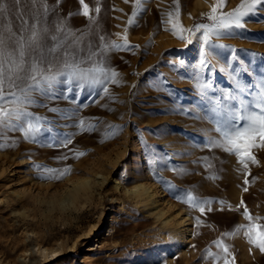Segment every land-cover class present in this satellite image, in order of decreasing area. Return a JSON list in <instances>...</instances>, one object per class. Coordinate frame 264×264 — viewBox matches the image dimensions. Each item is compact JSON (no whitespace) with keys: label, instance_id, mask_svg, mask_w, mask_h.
<instances>
[{"label":"rangeland","instance_id":"obj_1","mask_svg":"<svg viewBox=\"0 0 264 264\" xmlns=\"http://www.w3.org/2000/svg\"><path fill=\"white\" fill-rule=\"evenodd\" d=\"M43 2L97 48L101 36L109 46L127 39L135 47L108 53L117 76L107 92L62 95L64 85H57L54 96L34 94L29 111L51 122L40 124L46 130L36 140L19 130L0 137V183L6 174L13 179L0 187V264H264V253L245 235L248 224L264 225V148L252 150L256 162L247 161L245 169L234 153L203 146L217 133L210 131V121L196 118L205 105L194 94L197 82L190 75L202 58V30L192 33L195 24L210 23L217 0H141L139 6L135 0ZM239 2L225 0L217 14ZM173 25L186 39L173 34ZM187 39L193 43L186 46ZM214 43L224 47L207 57L213 67L201 71L217 87H230L229 63L242 62L253 78L264 77V5L246 18L244 29ZM145 141L167 153L170 162L159 175L177 187L181 199L154 177ZM65 168L70 170L61 174ZM17 176L27 185L35 182L25 206L13 200ZM69 177H87L90 184L88 197L76 206L57 200ZM115 177L117 188L111 183ZM139 182L164 188L173 206L164 203L160 210L170 222L177 209L190 215L192 232L183 249L175 251V239L157 211L137 203L126 189ZM189 194L205 212L187 202ZM39 246L54 248L56 255H41Z\"/></svg>","mask_w":264,"mask_h":264},{"label":"snow or ice","instance_id":"obj_2","mask_svg":"<svg viewBox=\"0 0 264 264\" xmlns=\"http://www.w3.org/2000/svg\"><path fill=\"white\" fill-rule=\"evenodd\" d=\"M135 2L139 6L141 0ZM224 3L225 0H217L207 17L210 23L194 25L196 31L192 33L193 36L202 30L199 36L202 58L191 66L190 78L197 82L194 94L205 105L200 110L203 114H196V118L210 121L214 125L210 131L217 133V136L206 137L203 146L234 153L246 169L247 161L256 162L252 150L264 148V77L253 78L242 62L238 67L229 63L227 79L230 87L221 88L201 70L213 67L207 57L214 55L215 49L224 47L214 43V38L218 40L233 35L235 30L244 29L246 18L255 15L259 6L264 5V0H240L232 10L217 14ZM51 12L53 9L46 3L41 6V0H0V137L6 132L19 130L25 133L26 138L36 140L46 130L40 124L51 122L29 111L35 104L34 94L54 96L57 85H64L62 95L74 90L107 92V84L116 83L117 76L110 67L108 53L114 49L135 47L129 45L127 39L122 44L109 46L105 44V37L101 36V46L97 48L88 36L71 29L63 20L50 24ZM83 15L87 17L88 12L84 11ZM132 23L129 20V24ZM170 30L180 39H186L181 34L182 30H176V25ZM192 43L193 40L187 39L186 46ZM232 59L235 61L237 57L234 55ZM172 66L175 67L174 64ZM219 71L224 72L225 68L221 67ZM245 76H248V80H245ZM202 79L207 82L200 83ZM180 110L193 114L192 109L181 107ZM80 124L83 125V121ZM66 140L71 142L68 138ZM144 143L154 177L170 195L181 199L177 187L159 175V171L170 162L165 160L167 153L161 154L153 150L154 146L147 145L146 141ZM69 170H61V174ZM244 190L247 191V188ZM187 202L192 207H199L201 213L206 211L190 194ZM244 215L251 220L247 208ZM246 227L245 235L249 242L264 253V225L248 224ZM215 243L223 248L225 254H229L228 248L220 241ZM224 264H228V261L225 260Z\"/></svg>","mask_w":264,"mask_h":264},{"label":"bare ground","instance_id":"obj_3","mask_svg":"<svg viewBox=\"0 0 264 264\" xmlns=\"http://www.w3.org/2000/svg\"><path fill=\"white\" fill-rule=\"evenodd\" d=\"M42 5L43 4H41V6ZM54 13L57 12H52L49 15L50 24L59 20L57 14L53 15ZM23 177L17 176V179L14 177L16 181L15 183L18 184L17 186L13 187V192H12L13 200L20 203L21 206H25L28 203L27 201L29 200L28 198H33L34 194L32 192V189L35 183L34 182L32 184L33 186H31V184L27 185V182L25 181L26 179H24ZM11 180H13L11 178V175L6 174L0 183V187H5ZM111 180H112L111 183L116 188L119 186V184H121L117 177ZM62 188H63L62 196L58 197L57 200L61 202L67 200L71 204H74L76 206L77 203L81 202V199H86L88 197V190L90 188V184L88 183L87 177H75V178L69 177L65 180ZM38 189L39 187H37V190ZM126 189L128 191L131 189L132 192H134L137 203H140L144 206L146 205L150 206L149 209L152 212H154L155 210L157 211L156 213L160 216V219L164 220L165 226L168 227V229L172 233L173 238L175 239V245H174L175 251L178 249H183L189 243V238L191 235L190 233L192 232L190 215H188L186 212L183 213L181 209H177V212L175 213V216H177V218L175 221L170 222V220L167 219L166 216H163L164 211L160 210V205L165 203V206L169 208L173 206V203L168 198L167 193L165 192L164 188L161 187L160 184L159 185L157 183L145 184L139 182L135 184L132 188H126ZM54 201L55 200L49 199V203L50 202L54 203ZM40 248H39V252L41 253V255H45L49 257L56 255V250L54 248H48V247H44L41 249Z\"/></svg>","mask_w":264,"mask_h":264}]
</instances>
